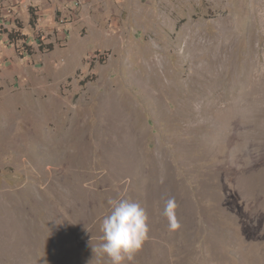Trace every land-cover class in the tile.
Instances as JSON below:
<instances>
[{"label":"rangeland","instance_id":"obj_1","mask_svg":"<svg viewBox=\"0 0 264 264\" xmlns=\"http://www.w3.org/2000/svg\"><path fill=\"white\" fill-rule=\"evenodd\" d=\"M12 1L0 2L16 6L0 10V264H110L95 249L118 199L148 216L131 264H264V0ZM17 23L22 58L6 32Z\"/></svg>","mask_w":264,"mask_h":264},{"label":"clouds","instance_id":"obj_2","mask_svg":"<svg viewBox=\"0 0 264 264\" xmlns=\"http://www.w3.org/2000/svg\"><path fill=\"white\" fill-rule=\"evenodd\" d=\"M111 211L101 223L100 240L95 251L104 255L110 264H131L135 254L148 238V216L140 203L131 199L110 201ZM176 203L174 198L166 201L163 215L169 230H176Z\"/></svg>","mask_w":264,"mask_h":264},{"label":"bare ground","instance_id":"obj_3","mask_svg":"<svg viewBox=\"0 0 264 264\" xmlns=\"http://www.w3.org/2000/svg\"><path fill=\"white\" fill-rule=\"evenodd\" d=\"M146 51V50H145ZM146 54V53H145ZM156 67H154L153 66V69H152V75L153 76H151L150 78H148L147 76H146V78H143L142 80H141V83H142V85L143 86H147V88H151V86L155 83V81H157V78H159V77H157L158 75L157 74H155L156 72ZM145 72V71H144ZM191 80V79H190ZM190 80H188V81H190ZM194 80V79H193ZM186 81H187V79H186ZM182 82V81H181ZM185 82V81H184ZM191 82V81H190ZM194 83V82H193ZM180 84V83H179ZM178 84V85H179ZM182 84V83H181ZM176 85V84H175ZM183 85V84H182ZM186 87H188V85L186 86ZM194 87V86H193ZM192 88V87H191ZM178 89H179V87H178ZM183 89V88H182ZM190 89V88H189ZM180 90V89H179ZM191 90V89H190ZM188 91V90H187ZM192 91V90H191ZM190 91V92H191ZM194 91V90H193ZM183 93V92H182ZM179 94V92L176 90V92H175V95L176 96H179L178 95ZM188 94H189V91H188ZM187 94V95H188ZM191 95H193V93L191 94ZM185 96H186V94H185ZM108 97V96H107ZM180 97V96H179ZM187 97V96H186ZM190 97V96H189ZM150 98H151V95H149V97H148V100H150ZM152 98H153V96H152ZM181 98H183V97H181ZM185 99V98H184ZM188 99V98H187ZM186 100V99H185ZM186 102V101H185ZM185 102H182V104H184ZM44 105V104H43ZM105 105H106V109L108 110V114H110V115H115V114H117L118 112H119V108L122 106V102L120 101V100H118L115 96L112 98V99H109V100H107L106 101V103H105ZM44 106H46V105H44ZM49 107V106H48ZM40 108V107H39ZM38 108V109H39ZM49 109V108H48ZM37 110V109H36ZM42 110H44V109H42ZM69 110V109H68ZM99 111V110H98ZM104 111V110H103ZM47 112V111H46ZM45 112V113H46ZM75 112V111H74ZM76 113V112H75ZM99 113V112H98ZM107 113V112H106ZM103 114H105V113H103ZM102 114V115H103ZM85 115V114H84ZM101 115V116H102ZM106 115V114H105ZM110 115H109V117H110ZM76 116V115H75ZM108 116V115H107ZM70 118V117H69ZM68 121V120H67ZM65 122V121H64ZM112 123V122H111ZM81 127H83V126H81ZM124 128V127H123ZM70 126H67V128H66V130L61 134L62 136H64V135H69V132H70ZM79 129V128H78ZM127 129V128H126ZM44 133V132H43ZM130 133V132H129ZM71 134V133H70ZM72 138H73V136H72ZM64 140H65V138H64ZM67 140H69V139H67ZM66 140V141H67ZM119 140V139H118ZM72 141H73V139H72ZM117 141V140H116ZM123 141V140H122ZM69 142H71V141H69ZM68 143V142H67ZM66 143V144H67ZM63 144H64V142H63ZM65 144V145H66ZM71 144H72V142H71ZM66 147V146H65ZM119 149V148H118ZM55 154H57V153H55ZM60 155V154H59ZM116 156V155H115ZM59 157V156H58Z\"/></svg>","mask_w":264,"mask_h":264},{"label":"trees","instance_id":"obj_4","mask_svg":"<svg viewBox=\"0 0 264 264\" xmlns=\"http://www.w3.org/2000/svg\"><path fill=\"white\" fill-rule=\"evenodd\" d=\"M30 25L32 27L35 26L36 24V20H37V16L36 14L34 13V11L32 10V8L30 7ZM17 29H11V30H7V37H8V40H9V43L13 44L17 50V52H19V56L22 58L23 57V51H21L19 49V47L17 46V42L18 41H22V42H25L26 40V35L24 33L21 32V28L22 26L19 25V23H17ZM38 39V38H37ZM38 46L40 48H44L41 44V42L38 43ZM45 47L47 48H51V44H48V45H44ZM29 47V46H28ZM26 47V48H28ZM27 54H30V51H26Z\"/></svg>","mask_w":264,"mask_h":264},{"label":"crops","instance_id":"obj_5","mask_svg":"<svg viewBox=\"0 0 264 264\" xmlns=\"http://www.w3.org/2000/svg\"><path fill=\"white\" fill-rule=\"evenodd\" d=\"M5 1H7V0H0V2H5ZM12 3L13 4H15L16 2H15V0L14 1H12ZM15 7L16 6H12V7H10V6H7V7H3V8H1L0 10L2 11V13H5L4 12V9L6 8V9H12V11H15ZM26 18H27V15H26ZM22 29L23 30H25V28L24 27H22ZM24 34H25V32H23ZM26 35V34H25ZM11 44V43H10ZM0 66H2V61H1V58H0Z\"/></svg>","mask_w":264,"mask_h":264}]
</instances>
